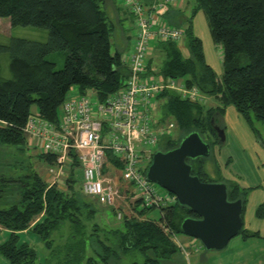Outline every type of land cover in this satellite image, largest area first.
<instances>
[{
    "label": "trees",
    "instance_id": "obj_1",
    "mask_svg": "<svg viewBox=\"0 0 264 264\" xmlns=\"http://www.w3.org/2000/svg\"><path fill=\"white\" fill-rule=\"evenodd\" d=\"M103 1L0 0V18L9 19L12 27L30 26L48 31L44 42L12 38L7 46H0V51L9 55L11 74L10 79L0 78V147L14 148L19 153L33 150L23 132L34 111L32 107L45 120L55 122L72 87H77L80 94L94 92L99 101L123 87L128 69L119 53L110 52L111 27ZM141 1L146 5L151 3V0ZM190 2L188 0L187 7ZM193 3L188 18L174 8H169L165 15L169 25L184 29L182 44L190 55L185 57L177 43L156 44V49L163 53L157 73L164 78L185 79L187 86H196L203 95L219 98L220 111L208 110L202 104L165 92L159 97L161 120L174 121L179 129L186 131L183 137L197 132L203 138L205 131L216 138L214 113L218 110L223 114L232 106L249 124L251 113L264 125V0H193ZM199 11L208 18L212 41L222 47L221 79H217L206 64L202 41L193 32L192 21ZM53 52L64 54L60 70H55V64L46 59ZM147 62L146 71L150 73L152 61ZM183 137L176 142L171 136L162 137L159 145L165 139V152L176 148ZM158 151H162L160 147ZM32 153L35 156L29 157L46 167L55 163L52 155L35 150ZM106 158L107 164L121 166L111 154L107 153ZM205 161L187 159L191 174L208 183L211 180L205 171ZM20 166L16 162L9 168L15 172ZM78 169L79 164L73 158L65 183L50 187L31 163L21 175L0 174V228L7 232L0 242V255L8 264H37L36 251L21 241L19 235L30 229L36 218L39 219L31 232L40 238L58 264H121L120 258L131 253L142 256L139 264H160L177 251L175 240L176 234H182V221L198 218L177 201L159 208H144L140 206L141 201L136 200L135 215L124 216L119 229L101 228L95 219L101 217L103 208L98 200L83 195L76 181ZM227 191L228 201L241 199L243 205V194L235 187ZM124 194L130 195L127 191ZM103 206L112 212L113 209L119 211V208ZM153 211L158 212L157 219L146 216ZM243 211L244 205L241 217ZM64 226L67 235L62 244L56 246L52 234ZM238 235L251 238L257 234L241 228Z\"/></svg>",
    "mask_w": 264,
    "mask_h": 264
},
{
    "label": "built area",
    "instance_id": "obj_2",
    "mask_svg": "<svg viewBox=\"0 0 264 264\" xmlns=\"http://www.w3.org/2000/svg\"><path fill=\"white\" fill-rule=\"evenodd\" d=\"M121 1L137 29L131 53L122 58L128 69L123 87L104 101L92 91L68 94L55 122L31 114L23 132L31 149L55 157L57 167L49 166L47 171L49 187L68 177L69 171L66 177L63 167L75 158L82 172L84 196L114 207L123 199L121 189L128 186L125 191L140 200L142 207L159 208L175 201L172 196H161L154 183L145 178L153 149L174 129L173 122L161 120L159 97L173 92L181 100L202 104L205 95L196 86H187L185 79L164 78L155 71H146L151 42L178 44L183 39L184 29L165 20L177 0H152L149 5L141 0ZM107 153L121 166L107 164ZM121 215L116 212L118 218Z\"/></svg>",
    "mask_w": 264,
    "mask_h": 264
},
{
    "label": "rangeland",
    "instance_id": "obj_3",
    "mask_svg": "<svg viewBox=\"0 0 264 264\" xmlns=\"http://www.w3.org/2000/svg\"><path fill=\"white\" fill-rule=\"evenodd\" d=\"M152 1V0H151ZM190 4L187 10L183 13L184 18L190 17L192 8L194 6L193 0H190ZM117 5L121 6L123 11L126 13L123 19L119 17H115L111 15L107 10L105 4L103 3V9L106 12L108 25L111 27L110 33V52L112 54L119 53L123 59L127 58L131 53L133 46L134 37L136 35L137 29L135 27L134 19L129 16L127 11L124 8V5L121 0H115ZM182 4V3H181ZM175 9V8H174ZM176 10V9H175ZM192 25H194L195 34L200 37L203 42V53L206 57V64L210 66L213 72L216 74L217 79H221V74L223 72V51L222 47L216 43H214L210 37V28L209 21L207 16L199 11L196 16L193 18ZM48 31L42 28H34V27H22V26H14L12 27L9 19L0 18V46H7L9 41L12 38L25 39L29 41H37L44 42L47 39ZM129 37V38H127ZM155 44L153 42L150 43V46ZM178 46L181 48V51L185 57L190 55V52L183 47V44L180 42ZM156 49V46H154ZM150 52V57L148 60H151V70L153 67L159 69L163 61V53L160 50L152 49ZM48 61H51L55 64V70H60L63 67L64 63V54L61 52H53L46 56ZM148 63V62H147ZM245 63V60L242 61V64ZM156 72V71H155ZM157 73V72H156ZM0 78L7 80L11 78V74L9 71V55L4 51H0ZM77 87H72L68 94L77 93ZM162 102V100H161ZM204 105L203 108L209 110V108L216 109L221 106V102L219 98H212L205 96V100L202 102ZM220 111V108H217ZM32 111L35 110V107H32ZM206 111V110H205ZM217 113H214V125L218 128H221L223 131L224 141L218 140L217 136H214L208 132H203V140L211 146L210 156L205 161V171L208 174V179L211 182H222L223 177H227L228 175H235L240 178L241 174H249L254 175L258 173V167L264 165V125L261 121H258L254 118V116L250 113L249 117L251 120V124L245 121L241 115L232 107L229 106L225 109L223 114H219V111L216 110ZM158 113L160 115V108L158 109ZM197 114V113H194ZM197 117V115H195ZM174 123V129L171 130V137L174 139L173 141H178L185 134V130L179 129L176 123L172 120H168ZM213 121V120H211ZM165 143V144H164ZM162 151L166 150V141L163 140L162 144L159 145ZM33 150L40 153L37 149L33 148ZM33 150H27L24 153H19L14 148L8 147H0V174H8L10 173L17 175H21L26 173L29 168V164L31 163L32 168L42 177L44 180L48 181L49 179L47 175V171L49 167H46L44 163L37 160L36 158L29 157V155L35 156L33 154ZM154 152L158 151V147L156 146L153 149ZM56 161V160H55ZM20 163V169L15 170V172H11L10 164L12 163ZM72 165V161H69L63 167V171L66 172V177L68 175L67 171H70V167ZM148 166V165H147ZM51 167L56 168V163L51 165ZM55 171V169H53ZM210 170V171H209ZM212 171V172H211ZM67 178H62L55 185L59 184V182L65 183ZM76 181L77 185L82 184V172L80 169L76 172ZM223 183V182H222ZM52 185V186H55ZM159 194L163 197L170 196L168 192L162 189L160 186L154 184ZM170 194V193H169ZM124 195H122L123 197ZM173 196V195H172ZM126 199L123 201H118L115 204L114 208H119L121 212V217L118 218L113 209L103 208L104 214L106 218L96 217L95 223H97L101 228L105 229H119L121 227V222L124 216L132 217L135 215L134 201L137 199H133L130 195L125 196ZM174 197V196H173ZM92 199V198H91ZM175 199V197H174ZM97 200V199H93ZM176 201V199H175ZM141 206V204H140ZM137 208V211L140 210L141 207ZM248 208V207H247ZM116 213V212H115ZM148 218H158V212L153 211L146 215ZM245 223L251 227L257 226L261 224L259 220L255 218L253 211H245L244 214ZM259 221V222H258ZM36 221H34L35 223ZM66 234H62V233ZM67 235V227L64 226L59 232H55L52 234V239L54 240V245L60 246ZM2 237V235H0ZM37 237V236H36ZM22 240L26 241V236H21ZM177 240L180 242L181 238H187L193 243L195 246L200 247L204 257H207L200 264H230V263H242V264H257L259 262L264 261V252L262 253L261 247H259V242L264 244V236L249 238L247 242L255 243L254 246L250 247L244 241H242L241 235H237L234 239L230 240L227 246L220 251H207L200 244L199 241L188 238L183 234H176ZM28 239V238H27ZM30 242V243H29ZM28 243L32 245L34 250L37 253L38 259L37 264H58L57 259L52 257L49 251L45 248L44 243L39 240V242L35 241L34 236L32 235V241ZM197 243V244H196ZM177 251L175 254L169 258L160 261V264H187L186 258L184 255V250L186 247L179 246L176 242ZM264 246V245H263ZM237 252V253H235ZM90 251L88 252V255ZM240 253H242L240 255ZM239 254V255H238ZM187 257H189V253L186 252ZM194 255H197L196 253ZM142 256L137 253H131L126 255L125 257H121V264H131L133 262L141 263ZM192 257L189 258V262L192 263ZM216 262V263H215ZM189 263V264H191ZM0 264H8L7 261L0 255Z\"/></svg>",
    "mask_w": 264,
    "mask_h": 264
},
{
    "label": "water",
    "instance_id": "obj_4",
    "mask_svg": "<svg viewBox=\"0 0 264 264\" xmlns=\"http://www.w3.org/2000/svg\"><path fill=\"white\" fill-rule=\"evenodd\" d=\"M213 123V121H211ZM217 138L224 141L223 131L213 126ZM210 147L197 133L182 138L168 151H156L145 170V178L172 194L179 205L198 218L181 223L183 235L195 239L207 251L223 250L242 227V200L228 201L227 186L222 182H201L191 174L187 159H207Z\"/></svg>",
    "mask_w": 264,
    "mask_h": 264
},
{
    "label": "crops",
    "instance_id": "obj_5",
    "mask_svg": "<svg viewBox=\"0 0 264 264\" xmlns=\"http://www.w3.org/2000/svg\"><path fill=\"white\" fill-rule=\"evenodd\" d=\"M114 2H115V0H104L103 1V3L105 4L107 10L109 11V13L111 15H114L115 17H119V18L123 19L125 17L126 13L123 11L121 6L117 5ZM187 5H188V0H177L175 6L172 8H175L176 10H178L179 12H181L183 14L188 8ZM193 32H194V25H193ZM194 34H195V32H194ZM195 36H197V35L195 34ZM127 38H129V37H127ZM198 38L200 39V37H198ZM181 43H182V41H181ZM133 44H134V41H133ZM155 45L156 44L151 45V47H153L152 49H155V47H154ZM202 47H203V42H202ZM131 49H133V46H131ZM155 50H157V49H155ZM205 59H206V57H205ZM158 70L159 69H157L155 67L152 68V71L157 72ZM59 110H60V108H59ZM31 114H37V112L34 110ZM58 114H59V111H58ZM238 176H237V174L228 175V178L223 177L224 181H222V182L227 186V188L235 187L240 194H243L244 211H243V214L241 217L242 218V227L241 228H243L248 233H251V234L256 233L257 234L256 237H261V235L264 236V165L261 167H258V173L257 174L249 175V174L245 173V174H241L240 178ZM46 183L49 185L50 181L48 180V181H46ZM62 184H63L62 182H59V184H57V186H61ZM127 187L128 186H125L123 189H121L122 195H124L123 199H120L121 201L126 199L124 192H125V189ZM120 200H118V201H120ZM118 201L116 202V204L118 203ZM101 205L103 206V204H101ZM247 210L253 211L255 218L261 222V224L258 225V227L257 226L251 227L250 225L248 226L245 223L244 214H245V211H247ZM100 216H101V218H106V215L104 214V212L102 214L100 213ZM38 219L39 218H36V222L38 221ZM33 224H34V222L32 223V226H33ZM31 227H30V229L23 231L22 233L19 234L20 238H21V236H26L28 238V239L27 238L25 239L26 241L22 240V238L20 240L27 243L30 247H32V245L29 244L30 243L29 241H32V235L34 236L36 242H39V240H40V238L36 234L31 232ZM64 233H62V234H64ZM0 235H2V237H0V242H3L7 236V232L5 230H3L2 228H0ZM241 238H242V241H244L250 247L255 245V243H253V242H249V243L247 242V240L249 238H244L243 235H241ZM251 238H254V237H251ZM176 242L179 246L182 245L183 248L186 247L184 250L185 253L183 256L186 258L187 264L191 263V261L189 262L190 257H192V259H193L191 264H200L203 262L204 259L207 258V257H204L205 255H203L200 247L195 246V243H193L189 239L181 238L180 242H179L176 238ZM259 244H260L259 247H261V251L263 253L264 252V246H263L264 244H261L260 242H259ZM186 252L189 253V257H187ZM195 253L197 255H194ZM235 253H237V252H235ZM241 254L242 253H240V255ZM219 264H222V263H219ZM230 264H232V263H230ZM233 264H242V263L236 262ZM257 264H264V261L259 262Z\"/></svg>",
    "mask_w": 264,
    "mask_h": 264
}]
</instances>
